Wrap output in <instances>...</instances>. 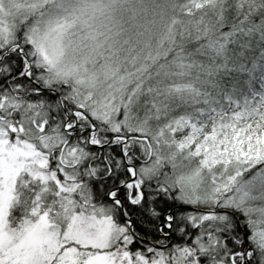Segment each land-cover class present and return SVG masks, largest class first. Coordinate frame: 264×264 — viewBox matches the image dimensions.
<instances>
[{
    "label": "snow or ice",
    "instance_id": "obj_1",
    "mask_svg": "<svg viewBox=\"0 0 264 264\" xmlns=\"http://www.w3.org/2000/svg\"><path fill=\"white\" fill-rule=\"evenodd\" d=\"M0 264H264V0H0Z\"/></svg>",
    "mask_w": 264,
    "mask_h": 264
},
{
    "label": "trees",
    "instance_id": "obj_2",
    "mask_svg": "<svg viewBox=\"0 0 264 264\" xmlns=\"http://www.w3.org/2000/svg\"><path fill=\"white\" fill-rule=\"evenodd\" d=\"M53 167H54V163H53ZM33 187L35 188L36 186L34 185ZM37 190H38V188H37ZM25 191H26V190H25ZM26 194H27V195H32L31 193H27V191H26ZM137 231H143V230L140 229L139 226H137ZM132 247L135 248V247H137V245H132Z\"/></svg>",
    "mask_w": 264,
    "mask_h": 264
}]
</instances>
